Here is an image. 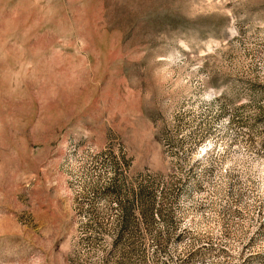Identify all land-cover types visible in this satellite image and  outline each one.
<instances>
[{"label":"rangeland","instance_id":"rangeland-1","mask_svg":"<svg viewBox=\"0 0 264 264\" xmlns=\"http://www.w3.org/2000/svg\"><path fill=\"white\" fill-rule=\"evenodd\" d=\"M0 264H264V0H0Z\"/></svg>","mask_w":264,"mask_h":264}]
</instances>
